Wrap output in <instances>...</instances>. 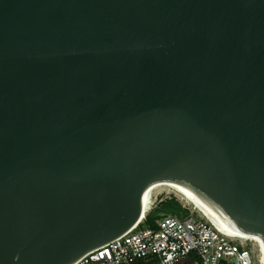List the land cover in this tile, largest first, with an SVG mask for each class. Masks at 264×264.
<instances>
[{
	"label": "water",
	"instance_id": "obj_1",
	"mask_svg": "<svg viewBox=\"0 0 264 264\" xmlns=\"http://www.w3.org/2000/svg\"><path fill=\"white\" fill-rule=\"evenodd\" d=\"M162 180L264 244V0H0V264H73Z\"/></svg>",
	"mask_w": 264,
	"mask_h": 264
},
{
	"label": "built area",
	"instance_id": "obj_2",
	"mask_svg": "<svg viewBox=\"0 0 264 264\" xmlns=\"http://www.w3.org/2000/svg\"><path fill=\"white\" fill-rule=\"evenodd\" d=\"M152 209L153 203L147 215ZM146 216L73 264H261L249 240L218 230L197 211L161 215L155 227L146 224Z\"/></svg>",
	"mask_w": 264,
	"mask_h": 264
},
{
	"label": "bare ground",
	"instance_id": "obj_3",
	"mask_svg": "<svg viewBox=\"0 0 264 264\" xmlns=\"http://www.w3.org/2000/svg\"><path fill=\"white\" fill-rule=\"evenodd\" d=\"M160 188H165L175 192L185 202L191 205L197 212L205 217L212 225L222 232H230L232 235L240 238H245L250 242L256 244L259 250L261 264H264V244L260 238L250 235L246 231H239L238 229L222 222L219 217L194 193L192 189L184 183L176 180H162L159 182L147 185L141 199L142 216L141 220L147 215L152 205V197L154 192Z\"/></svg>",
	"mask_w": 264,
	"mask_h": 264
},
{
	"label": "rangeland",
	"instance_id": "obj_4",
	"mask_svg": "<svg viewBox=\"0 0 264 264\" xmlns=\"http://www.w3.org/2000/svg\"><path fill=\"white\" fill-rule=\"evenodd\" d=\"M153 209L150 215H165V214H178V212L182 210L188 211V213L195 212L191 205L185 202L179 195L175 192L160 188L154 192L152 197ZM162 203H165L162 205ZM142 227H146V224H142ZM253 246H256L253 242H251ZM251 244V245H252ZM257 247V246H256ZM258 248V247H257Z\"/></svg>",
	"mask_w": 264,
	"mask_h": 264
},
{
	"label": "trees",
	"instance_id": "obj_5",
	"mask_svg": "<svg viewBox=\"0 0 264 264\" xmlns=\"http://www.w3.org/2000/svg\"><path fill=\"white\" fill-rule=\"evenodd\" d=\"M165 203H162V205H164ZM180 215H182V216H186L187 214H188V211H186V210H182V211H180V212H178ZM156 215H147L146 216V224L147 225H149L150 227H155L156 226V224H155V220H154V217H155Z\"/></svg>",
	"mask_w": 264,
	"mask_h": 264
}]
</instances>
